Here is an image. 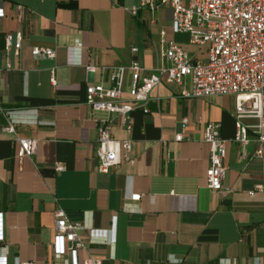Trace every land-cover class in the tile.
Returning <instances> with one entry per match:
<instances>
[{
	"label": "crops",
	"instance_id": "0c3cea01",
	"mask_svg": "<svg viewBox=\"0 0 264 264\" xmlns=\"http://www.w3.org/2000/svg\"><path fill=\"white\" fill-rule=\"evenodd\" d=\"M137 1L0 0V264H69L51 250L56 210L84 229L79 260L264 264V156H254L255 121L245 118L239 123L248 127V142L240 155L231 96L185 99L177 87L160 84L148 95L146 114L131 112L129 134L112 118L111 137L129 141L130 161L96 171L85 87H107V71L130 61L146 71L165 64L160 32L192 59L205 60L203 47L170 33L168 9L130 16L126 9ZM17 31L22 40L14 55L4 50V36ZM34 46L53 50L55 59H32ZM127 80L122 101H129ZM7 121L13 134L3 132ZM208 122L219 125L226 147L219 192L208 190L203 176ZM16 138L35 140L34 153L18 159ZM127 178L141 195L137 202L124 199Z\"/></svg>",
	"mask_w": 264,
	"mask_h": 264
},
{
	"label": "built area",
	"instance_id": "2783aa9c",
	"mask_svg": "<svg viewBox=\"0 0 264 264\" xmlns=\"http://www.w3.org/2000/svg\"><path fill=\"white\" fill-rule=\"evenodd\" d=\"M169 11V31L171 34H185L188 44L197 48L205 47V60L192 59L189 54L160 32L164 49L163 63L151 71L139 67L135 61L125 66H117L107 71L108 86L89 85L84 89V106L88 109V120L96 130L95 157L98 161L97 173L105 174L122 159L129 162L130 143L116 141L111 137L112 118L129 134L131 112L140 109L147 113L146 103L149 93L160 84L175 86L179 97L185 99L231 96L234 100L233 116L235 132L233 142L240 155L245 153L247 126L240 119H253L250 126L255 135L257 149L254 156H264V0H138L137 5L126 9L135 16L139 9L151 14L157 8ZM19 7H17V10ZM22 36L19 31L4 36V50L17 55L21 48ZM134 53L135 48L130 49ZM32 59H55V52L48 48L30 47ZM85 73H94V67L85 66ZM127 77L129 101H122L121 94ZM187 80V85L186 81ZM50 85L56 84L54 70L50 73ZM9 113H4L8 118ZM14 124L7 121L3 132L13 134ZM219 125L208 122L202 134V142L207 146V168L204 171L205 186L219 192L225 168V142L219 138ZM182 134L173 137L174 142L182 140ZM17 158L29 157L34 153L35 140L15 139ZM55 171L62 167L54 166ZM260 191V187H255ZM253 192L248 195L251 196ZM141 195L135 193L132 179L125 181L124 199L137 202ZM51 250L53 255L65 256L69 264H100L99 260L78 259L83 243L78 233L83 229L79 223L70 222L60 210L53 212ZM0 218V240L2 239Z\"/></svg>",
	"mask_w": 264,
	"mask_h": 264
},
{
	"label": "rangeland",
	"instance_id": "374dc122",
	"mask_svg": "<svg viewBox=\"0 0 264 264\" xmlns=\"http://www.w3.org/2000/svg\"><path fill=\"white\" fill-rule=\"evenodd\" d=\"M204 49H205V47H203L201 50H203V51H204Z\"/></svg>",
	"mask_w": 264,
	"mask_h": 264
}]
</instances>
